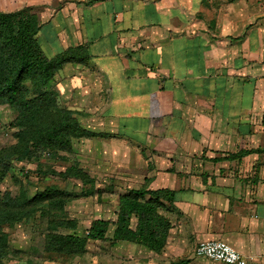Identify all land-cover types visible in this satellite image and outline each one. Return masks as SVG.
I'll list each match as a JSON object with an SVG mask.
<instances>
[{"label":"crops","instance_id":"1","mask_svg":"<svg viewBox=\"0 0 264 264\" xmlns=\"http://www.w3.org/2000/svg\"><path fill=\"white\" fill-rule=\"evenodd\" d=\"M24 7L48 58L82 61L49 89L108 135L76 142L118 180L94 220L116 221L128 190L174 193L159 250L112 244L111 226L86 254L39 264H224L195 256L212 240L264 264V0H0V12Z\"/></svg>","mask_w":264,"mask_h":264},{"label":"trees","instance_id":"2","mask_svg":"<svg viewBox=\"0 0 264 264\" xmlns=\"http://www.w3.org/2000/svg\"><path fill=\"white\" fill-rule=\"evenodd\" d=\"M39 31L40 22L33 7L0 12V107L15 112L9 124L15 143L0 146V185L15 163H30L47 156L68 160L70 165L60 171L50 168L44 175L78 180L82 190L75 194L50 185L32 197L21 189L19 195L7 199L0 193V264H11L22 252L13 247L10 230L35 221L46 225L43 251L50 258L86 254L89 243L105 240L111 226L115 227L112 244L135 242L159 250L170 229V223L159 211L165 202L172 205L174 200V193L167 189L150 190L143 186L128 190L119 197L116 221L92 220L79 234L80 222L69 215L67 205L80 198H99L102 192L88 170L70 157L76 153L77 141L108 135L82 127L78 113L62 106L49 89L65 64L82 61L66 53L48 58L38 42ZM133 216L138 220L135 230L131 228Z\"/></svg>","mask_w":264,"mask_h":264},{"label":"rangeland","instance_id":"3","mask_svg":"<svg viewBox=\"0 0 264 264\" xmlns=\"http://www.w3.org/2000/svg\"><path fill=\"white\" fill-rule=\"evenodd\" d=\"M15 117V112L7 107H0V146L11 145L15 143L13 129L9 124ZM78 149V147H76ZM70 157V156H69ZM91 154L87 148L83 151H76L71 160H78L91 176L95 177L97 185L104 189L100 198H80L67 205V211L71 217L80 222L79 234H82L85 228L89 227L96 213L106 214L112 198V187L118 185V180L113 178L114 167L107 162H96L91 159ZM70 165L68 160H53L47 156H42L39 160H33L30 163H15V166L9 176L0 185V193L4 198H12L19 195L21 189H25L30 197L37 192L43 191L46 186H56L79 194L82 190V183L78 180H64L58 176H46L44 172L52 168L63 170ZM108 189V190H107ZM109 196L108 201L106 198ZM12 234V245L21 250V254L15 257L11 264H39L47 254L43 252V234L47 232L46 225L41 221H35L32 225H23L21 228L10 230Z\"/></svg>","mask_w":264,"mask_h":264},{"label":"built area","instance_id":"4","mask_svg":"<svg viewBox=\"0 0 264 264\" xmlns=\"http://www.w3.org/2000/svg\"><path fill=\"white\" fill-rule=\"evenodd\" d=\"M1 142V138H0ZM195 256L224 264H247L246 258L230 244L212 240L201 242L195 248Z\"/></svg>","mask_w":264,"mask_h":264}]
</instances>
